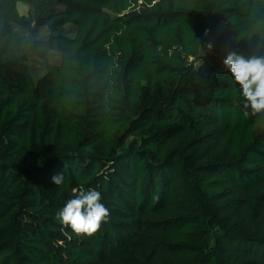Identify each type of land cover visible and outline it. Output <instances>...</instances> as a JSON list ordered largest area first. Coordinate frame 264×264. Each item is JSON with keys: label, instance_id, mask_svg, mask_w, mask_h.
Segmentation results:
<instances>
[{"label": "trees", "instance_id": "obj_1", "mask_svg": "<svg viewBox=\"0 0 264 264\" xmlns=\"http://www.w3.org/2000/svg\"><path fill=\"white\" fill-rule=\"evenodd\" d=\"M229 50L264 56V0H0V264H264ZM89 189L90 237L56 219Z\"/></svg>", "mask_w": 264, "mask_h": 264}, {"label": "clouds", "instance_id": "obj_2", "mask_svg": "<svg viewBox=\"0 0 264 264\" xmlns=\"http://www.w3.org/2000/svg\"><path fill=\"white\" fill-rule=\"evenodd\" d=\"M209 48L212 44L209 43ZM223 65L240 88L242 107L253 113L264 112V56L245 57L229 50ZM63 175H55L52 182L63 183ZM76 191L75 189L73 190ZM102 196L96 189L80 190L75 198L69 199L57 213L56 219L70 227L77 235L92 236L110 217L109 209L101 202Z\"/></svg>", "mask_w": 264, "mask_h": 264}, {"label": "rangeland", "instance_id": "obj_3", "mask_svg": "<svg viewBox=\"0 0 264 264\" xmlns=\"http://www.w3.org/2000/svg\"><path fill=\"white\" fill-rule=\"evenodd\" d=\"M18 9L21 11V12H23V13H25V12H27L28 11V6H26V5H20L19 4V6H18ZM72 29L73 28H71V27H67L66 28V31L68 32V31H72ZM33 65H34V67H36L35 69H38V71L41 73L42 72V65L41 64H34L33 63Z\"/></svg>", "mask_w": 264, "mask_h": 264}]
</instances>
